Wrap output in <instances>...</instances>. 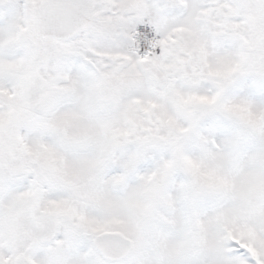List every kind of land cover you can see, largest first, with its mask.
<instances>
[{
  "label": "snow or ice",
  "instance_id": "snow-or-ice-1",
  "mask_svg": "<svg viewBox=\"0 0 264 264\" xmlns=\"http://www.w3.org/2000/svg\"><path fill=\"white\" fill-rule=\"evenodd\" d=\"M0 264H264V0H0Z\"/></svg>",
  "mask_w": 264,
  "mask_h": 264
}]
</instances>
